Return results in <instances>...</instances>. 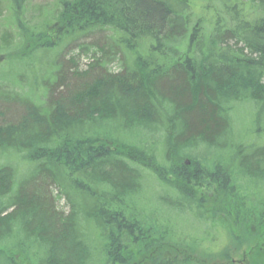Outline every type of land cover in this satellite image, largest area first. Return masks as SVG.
<instances>
[{
  "label": "trees",
  "instance_id": "obj_1",
  "mask_svg": "<svg viewBox=\"0 0 264 264\" xmlns=\"http://www.w3.org/2000/svg\"><path fill=\"white\" fill-rule=\"evenodd\" d=\"M8 1L19 15L24 0ZM60 2L59 14H51L53 22L43 24V30L20 27L26 45L51 58L58 43H52L50 35L59 27L64 39L95 32L90 41L98 48L84 70L69 59L50 63L42 77L28 76L32 85L21 95L0 84V243L13 236L14 250L23 251L20 240L35 239L48 248L44 264H93V248L102 253L98 259H106L104 264H204L157 235L156 216L130 205L143 183L140 170L146 169L171 185L181 201L193 199L202 175L225 192L226 199L251 201L244 207L233 205V210L221 197L235 220L234 226L226 222L224 227L237 243L235 231L242 227L244 237L255 240L244 250L247 260L242 257V264H264V198H246L222 169L238 172L250 185H255L251 180L264 183V144L237 140L230 116L231 103L243 101L254 106L257 124L262 122L264 0ZM8 39L3 38L5 45ZM89 45L80 48L89 51ZM116 55L128 57L125 67L107 73L105 66ZM40 87L45 91L41 96V90L36 91ZM98 121H111L122 136L135 134L140 126L167 128L166 159L173 165L162 167L156 161L153 168L156 145L140 148L121 142L105 131L110 127L106 125L101 132L119 145L110 151L96 132L92 134ZM198 142L216 149L210 152L215 166L207 160L204 167L196 158L183 163L185 148ZM228 143L238 148L236 169L228 147L223 148ZM246 149L254 150L251 159L241 154ZM61 198L68 213L57 207ZM205 202L199 198L197 210ZM217 203H210V211L223 208ZM89 224L105 232L104 253L88 238ZM203 249L207 258L214 253L221 260L230 256L225 248ZM210 264L241 263L226 259Z\"/></svg>",
  "mask_w": 264,
  "mask_h": 264
},
{
  "label": "rangeland",
  "instance_id": "obj_2",
  "mask_svg": "<svg viewBox=\"0 0 264 264\" xmlns=\"http://www.w3.org/2000/svg\"><path fill=\"white\" fill-rule=\"evenodd\" d=\"M60 1L61 0H24V6L21 10V13L16 15L12 10H10L11 4L8 0H0V84L7 85V90H9L10 93L21 95L28 92V89L32 85L30 84V80L28 81V76L29 78L34 75L42 77V75L47 73L48 69L50 68L49 64H52V62L53 64H60L64 60L67 61L71 59L72 63H75L79 70H84L91 61L93 56L92 54L95 53L94 51H96V48H98L96 45L92 44H95V41H90V36L95 35V32L85 35L79 34L64 39L62 28L60 29L58 27L56 32L53 34L51 33L49 39L52 43L57 42L58 45L53 52V56L51 55L52 57L50 56L51 58L48 59H46L40 50L34 51L31 46L26 45V42L22 39L20 27H25L27 30L33 32H37L36 29L38 31L43 30L40 28L43 26V24L48 26L53 22V17H51V14H54V17L59 14L61 10ZM68 1L72 2L73 0ZM102 35V39L107 41L108 38L106 37V34L102 33ZM6 36H9V42L5 45L3 38ZM83 44H91L89 45V51L82 50V48H80V45ZM98 45L101 47L102 44L98 43ZM126 59L128 60V57H123L121 55L111 57L109 59L110 61L105 66V70L110 74H115L122 71V69L125 67L124 63L127 62ZM16 82L18 85H15ZM7 83L13 84L11 89V86L9 87ZM19 85L21 86L19 87ZM33 85L34 87L36 86L35 84ZM11 90H13V92H11ZM40 90L41 96L45 91L44 89L42 90V87L36 89V91ZM231 105L233 110L230 112V116L234 120L232 124V130L234 136L237 134V140H240L242 137V141L244 138H246V140H244L245 143H256L257 145L264 144V111L261 115L262 122L257 124L258 121L256 119V110H254V106L251 103L237 101L232 102ZM111 123V121H98L92 133L95 134L96 132L97 134L94 136L102 139L110 151L119 145L111 140H108V138L105 136L109 135L103 134L101 132L106 128V125H109L110 127L106 128L105 131H107V133L116 134L118 136L117 139H119L121 142L127 144L130 143L135 147L156 145L158 149V151H155L157 160L153 162V168L156 166V161L159 165L161 164L162 167H170V165H173L174 161L170 163L166 159L167 149L164 145L166 141L167 128L154 126H151L150 128H144L140 126L134 129L136 131L135 134L122 136L119 128L111 125ZM233 138L235 139V137ZM226 140H229V138L226 137ZM231 146L232 145L228 143L227 146L224 145L223 148L228 147L225 150L229 152V162L231 165L235 164L233 168L236 169L239 161L235 158L238 156L239 152L238 148L234 149ZM214 150L216 149L198 142L192 147L185 148L184 154L187 155L182 161L183 163L185 162V164L189 165L188 162L190 159L196 158L199 162H201L202 165L205 163L203 166L206 167V161L210 160V164L215 166L217 162L211 158L210 154V152H213ZM253 152L254 150L251 151L246 149V151L242 152L241 154L246 156V158L249 157V159H251ZM215 154L219 155L218 153ZM226 156V154L223 155L222 160ZM251 163H253V161ZM207 165H209L208 162ZM130 166L133 167L134 165L131 164ZM222 169L225 171L224 173L229 172L231 174L233 183L236 184L237 189H240L241 192H245L246 198L247 196H250L253 199L254 196L260 199L264 198L263 182L259 181L256 184V181L251 180V182L255 183V185H250L245 181L244 176L242 175L241 177L238 172L236 174L235 171L227 168V166ZM210 170L212 172L214 171V169ZM140 171H142L144 176L143 183L141 184L142 186L140 187L139 191L135 193L134 197L131 201H129V203L130 205L135 204L148 216H156L154 217L155 219L153 218V220H158V222H156L158 227L157 235L165 237V242L175 247H180L179 250L187 249L189 253H193L192 257L203 261L204 264H210L214 261L222 262L226 259L242 264V262H244L242 257L247 260V258L244 256V250H247L249 246L255 242V240L250 242L251 240L249 238L244 237V234L247 231H245L243 227L240 232L237 230L235 231V233L239 234L237 236V240L240 241L239 243H237V241L232 238L231 235H229V231H227L224 226L227 224L226 222L233 225L235 220L232 216H230L229 210L225 209V205H223V199L224 203L230 205L232 209L233 205L238 207L239 204L244 207V205L251 204V201L246 200V202L236 203L232 199H226L223 196L225 192L217 189V185H212L210 180L205 178L203 175V181L199 182L198 186L194 185L195 188L193 191L194 197L192 196L193 199H182L181 201L180 196L173 190L169 183L165 182L170 186L162 184V182L159 181L149 170L142 169ZM25 172L26 170L23 171V173ZM167 179L169 181L171 180V178ZM227 179L229 182L230 178L227 177ZM233 183L230 184L232 189H235ZM202 197L206 199V202L203 206V209L197 210V201ZM221 197H223V199ZM179 199L180 208L177 205ZM164 200L171 202V204H165ZM210 201L213 203L218 201L216 204L217 207L221 203V207H223L221 209L222 211H210L212 207ZM57 207L64 213H68L69 211V207L65 199H59V201H57ZM204 209H208L217 218H213L215 216H212L210 212L205 211ZM202 218L204 220H202ZM102 233L105 234V232H100L96 227H94L93 224H89L88 238L93 242V246L100 247L104 253L103 248L105 249V246L102 248L104 235ZM17 236L19 239L22 237L21 234H18ZM12 238L13 236L3 239L0 243V264H44L48 254V248L44 244L35 241V239L22 238L20 243L25 245L24 250H14L15 243H13L14 238ZM196 238L197 240L194 241ZM211 242L215 245L211 244ZM195 246L200 247L196 248ZM204 246H208L212 252L215 249H218L215 252H219L225 248L226 250H229L228 252L230 256L226 257L224 260H221L222 258L220 255L214 253L211 254L210 258H207L204 256L205 254H203ZM171 249L172 248L169 245L166 248L168 251ZM98 250L99 249L94 248L91 250V261L93 264H104L106 259H98V256L102 254L101 252H98ZM10 255L11 259L8 258ZM106 264L112 263L109 262Z\"/></svg>",
  "mask_w": 264,
  "mask_h": 264
}]
</instances>
